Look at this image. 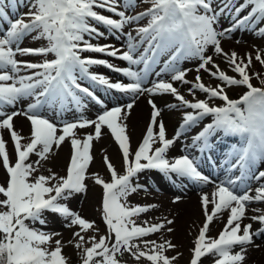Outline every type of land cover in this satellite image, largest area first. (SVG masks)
<instances>
[{
    "label": "snow or ice",
    "instance_id": "obj_1",
    "mask_svg": "<svg viewBox=\"0 0 264 264\" xmlns=\"http://www.w3.org/2000/svg\"><path fill=\"white\" fill-rule=\"evenodd\" d=\"M150 5L144 11L128 14L119 10L117 0H26L23 4L27 12L17 18L9 17L5 8L14 9L17 0H0V22L6 27L0 29V129L9 131L14 142L16 161L10 163L6 151V142L0 138V158L7 173L4 183H0V264H67L62 254V242L53 237L59 233H48L33 228L26 222H39L44 225V213L59 214L67 220V227H78L73 233L78 238L75 247L82 249V264H120L117 254L129 252L137 262L145 259L149 264H173L176 257L165 253L175 248L170 241L157 243L155 240L143 239L165 227L164 223L150 226L137 225L132 218L147 212L155 205L127 204V197L137 191L140 185L133 184V178L145 170H157L171 179L187 178L197 183H215L211 193L203 194L201 203L205 214V222L195 240L190 264H201L203 257H210L212 264H245L248 246L254 243V237L264 235V213L252 215L250 219L258 224H244L246 210L254 203H264V170L258 169L257 162H264V87L252 84V76L247 69L252 65L251 54L238 56L235 51L224 52L221 40L230 38L237 30H251L264 37V0H140ZM126 9L133 10L138 6L137 0H123ZM251 6L246 15L241 13ZM107 13L115 14L112 18ZM147 19L145 26L125 32L127 36L126 50L112 45L92 43L105 35L100 26L113 34L124 32L126 27ZM222 19H230L231 26L218 29ZM34 41L44 40L40 47H22L25 38ZM146 45V47H144ZM143 47V51L140 49ZM211 48L214 55L222 56L231 71L236 75H228L215 63L213 55H208ZM83 53H100L127 62L129 67H116L105 59L82 55ZM167 54L156 77L162 74L168 80L159 78L151 81V87L145 85L153 73V65L158 57ZM41 56L42 62L18 60L17 56ZM53 58L48 59L47 57ZM198 60L195 82L186 79L188 69L179 65L184 60ZM255 60L264 65V57L258 50ZM103 65L108 69L121 73L130 83L110 82L103 75L90 71L93 66ZM134 70L131 66H140ZM204 70L220 83L206 86L199 72ZM26 74H21V73ZM260 78L259 74L256 76ZM103 86L106 90L115 89L125 94L138 97L144 93L150 95L171 94L186 111L173 138H166V130L157 117L160 110L149 100L153 111L146 134L135 152L130 149L129 137L126 135L124 120L130 114L135 101L123 108L112 107L100 113L95 120L86 119L82 115L87 108L85 99L102 103L90 87L81 81ZM173 82L190 84L188 91L194 90L206 94L207 99L191 102L181 95ZM264 85V79H261ZM243 86L247 90L239 99H231L225 88ZM34 98L24 110L5 112L6 107H15L24 98ZM220 100L219 106H210L209 100ZM75 109L81 113L73 121H60L62 127L49 120L41 113L47 109L54 111L59 117L65 111ZM24 115L31 122L30 142L22 144L24 139L13 130V118ZM211 116L212 122L206 124L193 137L191 145L204 153L211 147L210 139L218 132L235 135L242 143L234 147L231 158L226 160L225 171L231 173L238 169L240 176L235 179L226 175L219 183L211 180L199 170V161L189 155L169 158L167 153L183 133L198 124L204 117ZM94 126V135L88 134L81 140L77 138V129ZM106 126L122 152L124 173L118 174L108 157L104 158L111 182L99 177L95 183L103 188L102 216L107 225V236L99 239L91 237V246L84 247L87 232L94 228V221L82 218L78 213L61 203L71 196L86 191V173L92 160L91 147L94 139H99L102 127ZM158 127V132L154 128ZM70 141L71 157L67 166V175L57 177L38 175L30 179L37 171L33 163H26L30 154L39 157L34 163L48 159V154L58 149L65 140ZM159 145L155 146L154 145ZM240 184L242 192L236 191ZM256 181L253 188L248 182ZM209 205H212L209 212ZM228 210L229 216L224 229L218 237H207L209 225L219 214ZM255 211V209H254ZM167 220V224H172ZM169 232L173 229L168 228ZM114 243L109 246V240ZM142 241L144 247L134 241ZM69 243H72L70 240Z\"/></svg>",
    "mask_w": 264,
    "mask_h": 264
},
{
    "label": "rangeland",
    "instance_id": "obj_2",
    "mask_svg": "<svg viewBox=\"0 0 264 264\" xmlns=\"http://www.w3.org/2000/svg\"><path fill=\"white\" fill-rule=\"evenodd\" d=\"M7 2V0H6ZM26 2V0H17V6L14 9L10 5L5 8V11L8 13L9 17L12 19H15L18 17L19 14H22L24 12H27L28 9L23 6V4ZM119 10H126L128 14H136L141 11H144L148 7H150L147 3H142L140 0H137V7L133 10L126 9L123 4V0H117ZM243 2V0H241ZM251 6H249L248 9H246L244 12L241 13V16L246 15L247 11L250 10ZM103 12L105 15H110L112 18H118L115 16V14L104 12L103 10H98ZM231 20L230 19H222L220 21V24L217 26L218 29L228 28L231 26ZM147 24V19L141 20L139 22L134 23L131 27H126L124 29V32L116 31L115 35H120L117 39H113L110 33L107 29H105L103 26H100V30L105 32V35L103 37H99L95 40H92V43L94 44H100V45H112L116 48H119L121 50H126V44H127V36L124 34L125 32L132 31L133 36L136 35L135 28L139 26H145ZM259 26H264V22H261ZM6 27V22H0V29H4ZM120 44H118V43ZM46 44V41L39 40L34 41L31 39V37L25 38V40L22 42V47H40ZM221 45L226 53H231L232 51H235L238 56L245 57L246 54H251L252 56V65L247 69L250 76H252V84L256 87H264V85L261 84V79H264V65H261L258 61L255 60V55L258 50L261 51L262 57H264V37H261L259 35H256L251 30H237L233 32L230 36V38H223L221 40ZM146 47V45H144ZM140 51H143V47L140 49ZM208 55H213V59L216 64L219 65L220 69L225 71L228 75H236L231 71V68L229 64H227L222 56L214 55L212 52V49L209 48ZM82 55L85 56H92L93 53H83ZM94 58H100V53H95ZM48 59L53 58L52 56L47 57ZM18 60H24L29 62H42L44 57L41 56H17ZM161 59L163 62L169 59V56L167 54H162ZM160 59V60H161ZM160 60H158V63L156 64L157 67H163L160 63ZM199 61L195 59L191 60H184L179 66L182 69H188V74L186 76V79L190 82H195V77L197 76L196 68L198 66ZM116 67H126L125 65L121 64ZM140 66H134V70H139ZM90 71L96 74L99 73V69L93 66L90 68ZM106 73V72H104ZM26 74V73H21ZM259 74L260 78L257 79L256 76ZM152 75V74H151ZM199 75L201 76V79L203 83L206 86H215L217 83H220L215 78H212L208 75L207 72L204 70H201L199 72ZM150 77V76H149ZM106 78L110 80V82H123L122 76H114L111 77L109 75H106ZM163 78L165 80L169 79V76L167 74H162V77H156L154 74L151 77L150 81L146 84V86L151 87V81ZM81 83L86 86L90 87L91 90L95 93V95L99 98V100L102 103H97L96 101H93L91 99H85V103L87 104V108L83 111L82 115L86 119L95 120L96 117L104 111V108L110 109L112 107L120 106L124 107L128 103H132L133 100L135 101L137 98L141 99L143 106L148 110V117L145 118L144 121L126 127V135L129 137V143H130V149L134 153L139 144L142 142L143 137L146 134L147 127L149 126L151 122V113L153 111L151 105L149 104V100H152L157 108L160 110V115L157 117V121H162L165 126V120H164V114L168 113H177L178 115V123H175L172 128V134H166V138H173L177 129L179 128V125L183 121V116L186 111H191V109H186L184 107H171L172 105H179L180 102L171 94H159L160 96H164L167 98L169 103L165 105V108L161 107L157 103V101L153 100V97L155 95H150L148 93H144L142 95H139L138 97L133 96V94H127L124 97H121V94L117 93H109L105 94L102 93L101 86L95 85L90 83L89 81H81ZM174 87H176L181 95L185 97L186 100H189L191 102H195L196 100H204L207 99L206 94L200 92L199 90H194L195 94H190L188 89L191 86L190 84H182L179 82H173ZM95 85L97 88H94ZM247 89L243 86H233V87H227L225 88V91L227 95L232 99L237 97L238 99L240 96L244 94V92ZM109 98H115V100H118V102H112L109 100ZM34 98H24L22 99L15 107H6L4 109L5 112H12L17 110H24L26 109L29 103H33ZM210 106H219L222 104V102L218 99L216 100H209ZM135 103L133 104L134 107ZM21 106V107H19ZM100 106V108L98 107ZM103 107V108H102ZM132 107V109H133ZM42 115L46 116L49 120L57 123L58 128L62 127L60 124V121H73L76 118H79L81 113L76 112L74 107L71 111H65L63 112L59 117L56 115L54 111H48L45 109L42 113ZM22 120L25 124H27V131L25 133L20 132V127L17 125V119ZM2 119V118H0ZM146 122V123H145ZM180 122V123H179ZM208 122H212L211 116H206L201 120L198 124L191 127L190 129L186 130L183 135L175 142V144L169 149L167 156L169 158H175L179 157L183 154H180V152L174 153L173 150H175L178 146V148H183L182 146L191 145L193 141V137L199 133L203 129V127L208 124ZM13 130L17 131L24 139H22V144H27L30 142V133H31V122L24 116V115H18L13 118ZM77 138H80L83 140L86 135L93 134L94 135V126L86 127L84 129H77ZM154 132H158V127L154 128ZM133 133H136L137 139H134ZM223 133V132H218ZM218 133L216 135H218ZM230 137V136H229ZM0 138H3V140L6 142V151L9 154L10 163L14 164L16 161V153L14 148V142L11 140V136L8 130L6 129H0ZM185 139V140H184ZM186 140H189L188 142H191V144L184 143ZM242 143V141L238 144V146ZM155 146H159L154 145ZM112 148L115 152V158L111 157L109 154V149ZM196 149L195 148H189V153L195 154ZM72 152L70 141L65 140V142L56 149L54 147L53 152H50L48 154V159L41 160L38 165H36L34 162L39 159V157L35 154H30L29 160L26 163H33L34 167L37 168V171L33 173L32 177L30 179L34 180L36 176L38 175H50L49 169H51L52 173H55L57 177L64 176L65 167L66 164L70 161V154ZM231 152V151H230ZM92 160L89 164V167L87 169L86 173V191L83 193H78L73 196H71L69 199L65 201H61V203L66 204L71 211H74L78 213L82 218L90 221L95 222L94 228L88 230L87 232H82L81 234L85 236V244L84 247H90L91 246V237L95 236L97 239H99L100 236H107V225L103 221L102 216V198H103V188L101 185H98L95 183V178L99 177L100 179L104 180L105 182H111V173L109 172L107 165L104 162V158L108 157L109 162L114 166L118 174L124 173V167H123V158L122 153L120 151H117L115 145H114V137L112 136L110 130L104 126L102 127V134L99 139H94L92 141V147L91 152ZM229 157V155H228ZM62 165V170H60ZM258 169L264 170V162L260 163V165L256 166ZM150 173H139L137 177L133 178V184L134 185H140L141 187L137 188V191L131 193L127 197V204L129 206L133 205H141V206H147V205H153L152 200L155 201V203L159 204L164 209H169L175 207V200L179 201L180 199H186L187 197L181 196L182 193H180L181 190L185 189L182 188L178 184H174L175 187H172L171 184H168L169 190H163V191H156V189H152L149 187V183L146 181V179L151 176L154 180L152 183H165V181L160 180L161 179H169L164 174L160 173L157 170L149 171ZM232 178L235 179L238 177V171L234 172L232 175ZM7 178V173L5 169L2 166V158H0V183H4ZM175 179V178H174ZM179 180H185V178H177ZM225 178L221 179L224 180ZM166 180V181H167ZM220 180V181H221ZM218 181L217 183H219ZM185 183V182H184ZM253 188L256 186V181H250L248 182ZM162 184V183H161ZM166 184V183H165ZM187 184V182H186ZM239 187L236 189L238 192H242L244 185L240 184L238 181ZM187 189L190 190H196V193H203L205 190L214 189L215 183H199V186L192 187L190 185H186ZM194 192V194H195ZM152 196H159L162 199L159 198H153ZM187 201V200H186ZM197 202H193V204L185 206L180 205L177 208L183 207L185 211L184 217L186 218V222L183 225H179L177 229L175 230L174 226H167L165 223V227L161 229L158 232L152 233L149 236L143 238L147 240H155L157 243H163L165 241H170L173 245H175V248H170L166 251V255L169 257H176V260L173 261V264H190V260L193 255V248L195 246L194 242L197 239L199 235V230L203 226L205 222V214L203 210V206L201 203V199H197ZM212 205H209V212L211 211ZM255 209V211H254ZM3 210V209H0ZM180 210V209H179ZM151 208L144 213H141L139 216H135L132 219L135 220L137 225L140 226H150L152 224L160 223V221H157L155 219L157 215L152 213V215H147L150 213ZM161 211V217L167 219L168 214L163 215ZM264 213V203H254L251 206L248 207L246 210V218L242 221V226L244 224L253 223V228H257L258 224L250 219L252 215H258ZM229 216V211L225 210L222 213L219 214L218 218H214L213 222L211 224H216L217 222V229L211 232L209 225V231L207 232V237L216 238L218 237L219 233L224 229V226L227 222ZM44 218L46 220V223L44 225H40L39 222H26L29 223L30 227L33 228H39L41 231H45L48 233H59V235H56L53 237V241L51 244V247L55 246V240L59 239L62 242L63 248H62V254L67 258V264H77L79 260H81L82 256V249H78L75 247V243L78 238L74 237L73 233L75 231H79L78 227L69 228L67 227L68 221L63 219L59 214L51 213V212H45ZM220 220V222H219ZM163 221V220H162ZM164 222V221H163ZM172 228L173 230L169 232L167 229ZM183 239V240H182ZM72 241V243H69V241ZM111 243H114V235L113 238L109 240V246ZM134 243H137L140 245L141 248L144 247L142 241L136 240ZM264 245V235H259L254 237V243L247 248L246 252V259L245 264H257L259 262L260 264H264V260L258 261L257 256L261 259V256L264 255V252H262L263 249L261 247ZM117 258L120 260V264H149V262L145 259H141L139 262L135 260V258L129 253V252H123L122 254H117ZM201 264H212V259L208 256L203 257L201 259Z\"/></svg>",
    "mask_w": 264,
    "mask_h": 264
},
{
    "label": "bare ground",
    "instance_id": "obj_3",
    "mask_svg": "<svg viewBox=\"0 0 264 264\" xmlns=\"http://www.w3.org/2000/svg\"><path fill=\"white\" fill-rule=\"evenodd\" d=\"M153 100L157 101V103L159 105H161V107H163V108H165V105L167 103H169V101L167 100L166 97L160 96L159 94L155 95L153 97ZM19 107H21V106H19ZM147 117H148V110L143 106V103H142L141 99L137 98L135 100V105H134L133 109L130 110V114L124 120V123L126 124V126H132V125H135V124H138V123L144 121L145 118H147ZM163 117H164V120H165V123H166L165 124L166 134H172L173 125L175 123H178V121H179L177 113H168V114L165 113ZM17 123H18L17 125L20 127V132L21 133H25L27 131V129H28L27 124H25L22 120H19V118L17 119ZM133 135H134L133 138L137 139L136 133H133ZM178 147L175 150H173L174 153L178 154L180 152V154H184V153L188 152L187 149L186 150H182V148L179 149ZM109 154H110L111 157L115 158V152L113 151L112 148L109 149ZM60 170H62V165H61ZM159 179L162 180V181H165L166 184L163 183V182H161L162 184L159 183V182L153 184L152 181L154 179L151 176H149L146 179V181L150 184L149 187H151L152 189H156V191L157 190L158 191L169 190L170 186H168L167 182L169 184H170V182L168 180L166 181V180L161 179V178H159ZM177 184L180 185L182 188H185V189L181 190L180 193H182L181 196H183V197L185 196L187 198L186 199H180L179 201L175 200V203H174L175 207L172 206V208H169V209L162 208L159 204L155 203V201L152 200V203H154L153 205H155V207L151 208L150 213L147 214V215H152V213L156 214V211H157V215H156L155 219L157 221L161 220L160 223H164V225H165V223L167 224V220H172L173 223L170 224V225L167 224V226H174L175 230L177 229V227L179 225H183L186 222V218L184 217L185 211H184L183 207L177 208L176 206H178V207L180 205H182V206L184 205L185 206L186 204L191 205V204H193L194 201L197 202L196 201L197 199H201L203 194H208L209 197L211 198V193L214 190V189H209V190H205L203 193H196L195 192L196 190L187 189L186 182L184 183L182 180L177 179ZM194 192H195V194H194ZM153 198L154 199L155 198L162 199L159 196H156V197L152 196V199ZM161 211H165V212H162L163 215L168 214V218L167 219L161 217V213H160ZM219 222H220V220H219ZM217 223L216 224H214V223L211 224V227H210V229H211L210 231L211 232L214 231V233H215V230L217 229L216 227L218 226ZM261 249H263L262 252H264V245L261 247ZM257 260L258 261L264 260V255L261 256V259L257 256ZM257 264H260V263L257 262Z\"/></svg>",
    "mask_w": 264,
    "mask_h": 264
}]
</instances>
